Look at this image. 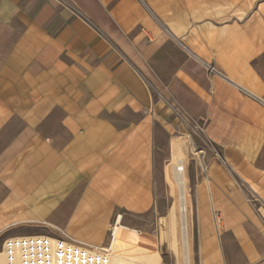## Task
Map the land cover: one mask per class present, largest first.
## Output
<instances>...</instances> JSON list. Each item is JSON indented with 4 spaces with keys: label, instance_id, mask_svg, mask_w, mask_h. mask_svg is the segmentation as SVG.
Segmentation results:
<instances>
[{
    "label": "crops",
    "instance_id": "1",
    "mask_svg": "<svg viewBox=\"0 0 264 264\" xmlns=\"http://www.w3.org/2000/svg\"><path fill=\"white\" fill-rule=\"evenodd\" d=\"M170 99L216 150L202 264H264V0H0V212L31 216L0 232L48 220L94 245L149 211L180 154Z\"/></svg>",
    "mask_w": 264,
    "mask_h": 264
},
{
    "label": "rangeland",
    "instance_id": "2",
    "mask_svg": "<svg viewBox=\"0 0 264 264\" xmlns=\"http://www.w3.org/2000/svg\"><path fill=\"white\" fill-rule=\"evenodd\" d=\"M166 104L167 113L171 118H178L181 124V132L176 130L171 136H178V147L181 148L185 165L188 187V215H189V251L190 264H202L200 254V240L198 235V205H197V180L205 176L209 160L216 156L215 147L205 138L200 127H197L188 115L178 109L171 99ZM196 126V127H195ZM167 172V191L162 198H156L154 205L145 213H133L117 211L112 220L107 223L108 235L104 243L94 244L99 249L109 248L113 237V228L118 224L117 238L120 241L134 245L142 250H156L161 259V264H184L182 257L180 213L178 209V190L174 179L175 165ZM191 177V178H190ZM192 181V182H191ZM249 200L254 206L255 198L248 193ZM29 207L25 204L9 203L0 212V225H10L21 219H31ZM3 218V219H1ZM173 222V225H171ZM48 220L40 222H24L17 227L3 228L0 232V252L3 251L5 240L12 236L20 235H52L57 228ZM217 226V224H216ZM64 236L63 234L61 235ZM60 236V237H61ZM109 252L106 254L108 255Z\"/></svg>",
    "mask_w": 264,
    "mask_h": 264
},
{
    "label": "built area",
    "instance_id": "3",
    "mask_svg": "<svg viewBox=\"0 0 264 264\" xmlns=\"http://www.w3.org/2000/svg\"><path fill=\"white\" fill-rule=\"evenodd\" d=\"M210 73H215L214 66H209ZM59 243L53 247V242ZM56 250L55 264H108L104 256L106 248L99 249L91 245L74 242L70 237H52L47 235H29L12 237L5 240L3 251L7 253L9 264H47L51 263Z\"/></svg>",
    "mask_w": 264,
    "mask_h": 264
},
{
    "label": "bare ground",
    "instance_id": "4",
    "mask_svg": "<svg viewBox=\"0 0 264 264\" xmlns=\"http://www.w3.org/2000/svg\"><path fill=\"white\" fill-rule=\"evenodd\" d=\"M179 157L174 159L175 173L174 179L177 184L178 190V209L180 215V233H181V245H182V257L184 264H190V251H189V215H188V203L187 198L188 187L187 177L185 173V165L182 160L181 150L178 149ZM121 224V217L118 219V224L113 228V237L111 244L107 251L108 255L104 256V259L108 264H161L162 259L156 250H142L134 245L125 243L118 240V225ZM173 225V222H171ZM53 247L59 245L58 242L52 241ZM61 245V244H60ZM59 245V246H60ZM51 263L55 264L57 261L56 250L53 251ZM0 264H9L7 259V253L0 255ZM49 264V263H47Z\"/></svg>",
    "mask_w": 264,
    "mask_h": 264
}]
</instances>
